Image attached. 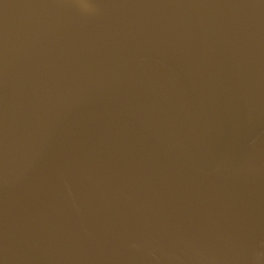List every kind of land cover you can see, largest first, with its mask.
I'll return each mask as SVG.
<instances>
[{
  "label": "water",
  "instance_id": "water-1",
  "mask_svg": "<svg viewBox=\"0 0 264 264\" xmlns=\"http://www.w3.org/2000/svg\"><path fill=\"white\" fill-rule=\"evenodd\" d=\"M0 264H264V0H0Z\"/></svg>",
  "mask_w": 264,
  "mask_h": 264
}]
</instances>
